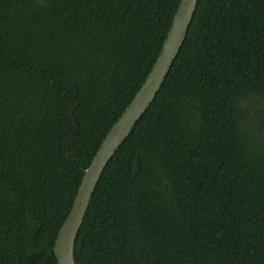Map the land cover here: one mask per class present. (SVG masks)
<instances>
[{"label": "trees", "instance_id": "obj_1", "mask_svg": "<svg viewBox=\"0 0 264 264\" xmlns=\"http://www.w3.org/2000/svg\"><path fill=\"white\" fill-rule=\"evenodd\" d=\"M178 3L0 0V264H57L83 171ZM72 252L75 264H264V0H196Z\"/></svg>", "mask_w": 264, "mask_h": 264}, {"label": "water", "instance_id": "obj_2", "mask_svg": "<svg viewBox=\"0 0 264 264\" xmlns=\"http://www.w3.org/2000/svg\"><path fill=\"white\" fill-rule=\"evenodd\" d=\"M196 8V0H179L171 25L152 68L142 86L136 92L123 113L109 129L83 175L69 213L61 224L53 246L57 264H75L73 243L80 228L94 188L117 148L130 133L159 91L168 74L180 47ZM252 116V114H250ZM262 120H252V127L259 130Z\"/></svg>", "mask_w": 264, "mask_h": 264}, {"label": "rangeland", "instance_id": "obj_3", "mask_svg": "<svg viewBox=\"0 0 264 264\" xmlns=\"http://www.w3.org/2000/svg\"><path fill=\"white\" fill-rule=\"evenodd\" d=\"M246 106H247V105H246ZM249 107H250V108L257 109V110L261 109L260 105H259V104H255V102H254V104L249 105ZM250 114H252V116H253V112L250 111ZM253 121L255 122V124H256V126H257V122H256L255 120H253ZM262 125H263V122H262V124H261V126H260V129H261Z\"/></svg>", "mask_w": 264, "mask_h": 264}]
</instances>
